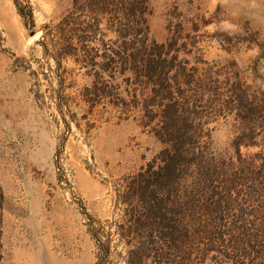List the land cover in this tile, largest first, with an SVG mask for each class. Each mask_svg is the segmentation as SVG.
I'll return each mask as SVG.
<instances>
[{"label": "rangeland", "instance_id": "1", "mask_svg": "<svg viewBox=\"0 0 264 264\" xmlns=\"http://www.w3.org/2000/svg\"><path fill=\"white\" fill-rule=\"evenodd\" d=\"M112 3L0 0V264H128L127 250L136 241L128 244L133 215L146 208L140 172L163 147L151 131L162 113L155 107V119L145 126V111L115 105L129 97L125 90L133 85L126 79L134 74L99 67L98 38L110 43L117 37L110 28ZM145 5L149 36L158 43L173 38L174 63L186 60L194 80L208 77L189 84L186 75L179 77L174 93L208 121L198 125V144L224 169V152L233 151L244 125L238 111H264V96L252 95L264 90V0ZM63 19L70 23L59 32ZM225 76L228 85L214 81ZM248 85L247 96L238 98L239 86ZM253 141L240 145L238 201L245 211L237 223L246 218L255 229L264 222V132ZM250 172L252 198L245 194ZM216 199H201L197 214L213 225ZM220 214L223 223L241 218L233 210ZM241 261L264 264L255 256H231L224 264Z\"/></svg>", "mask_w": 264, "mask_h": 264}, {"label": "trees", "instance_id": "2", "mask_svg": "<svg viewBox=\"0 0 264 264\" xmlns=\"http://www.w3.org/2000/svg\"><path fill=\"white\" fill-rule=\"evenodd\" d=\"M111 2L115 6V16L111 17L110 28L117 37L110 43L98 38V50L102 51L99 67L101 72L111 69L119 74L127 71L134 74L133 78L126 79L127 82L131 79L133 85L125 90L129 97H121L115 105H121L123 110L132 108L145 111V126H150L155 119L156 115L152 113L155 107H160L162 113L151 131L155 132L163 147L140 172L146 193V208L140 216L133 215L134 223L129 232H133V237L128 244L133 238L136 241L127 250V263L224 264L231 256L264 259V222L255 229L251 226L252 220L246 221L245 218L237 223L243 219L245 211L238 201L242 179L240 145L255 144L253 138L257 133L264 132V111H238L236 118L239 116L244 125L233 139V151L224 152V169H220L215 159L205 156L204 145L198 144L203 132L198 125L202 126L208 121L189 111L188 106L184 107L174 93V87L180 83L179 77L186 75L188 80L184 82L188 84L192 81L203 83L208 77L204 75L194 80L193 73L189 72L194 68L187 70L186 60L179 61L177 65L174 63L176 56L170 55L175 44L173 38L158 43L149 36L147 18L144 16L147 7L145 0ZM101 10L107 11L106 6L102 5ZM120 12L122 18L118 15ZM65 23L70 22L63 19L58 23L59 32L64 31ZM86 29L84 25L81 31L84 33ZM214 81L228 85L230 77L225 76L223 80L214 77ZM147 88L149 93H146ZM250 88V85L245 88L239 86L237 97L247 96ZM188 89L192 90V87ZM103 92L107 93L105 90ZM252 95L263 97L264 90L257 88ZM254 109L250 107V110ZM256 128H259L257 133ZM250 174V184L245 194L252 198L255 189L252 172ZM218 177L222 178L223 184L216 183ZM208 195H217L213 205L215 215L213 220L209 219L215 222L214 225L197 215L199 209H203L200 207L201 199ZM227 210H233L241 218L235 216L228 223H223L224 217L220 213ZM210 226H214L215 230ZM223 242L224 251H220ZM208 260L211 263H207Z\"/></svg>", "mask_w": 264, "mask_h": 264}, {"label": "water", "instance_id": "3", "mask_svg": "<svg viewBox=\"0 0 264 264\" xmlns=\"http://www.w3.org/2000/svg\"><path fill=\"white\" fill-rule=\"evenodd\" d=\"M34 34V32H30V35H33Z\"/></svg>", "mask_w": 264, "mask_h": 264}]
</instances>
